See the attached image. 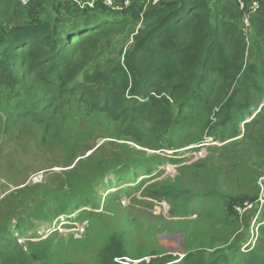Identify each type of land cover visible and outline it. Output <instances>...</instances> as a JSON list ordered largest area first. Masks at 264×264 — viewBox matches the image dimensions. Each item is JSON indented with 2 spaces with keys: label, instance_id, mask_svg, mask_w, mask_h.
Here are the masks:
<instances>
[{
  "label": "trees",
  "instance_id": "16d2710c",
  "mask_svg": "<svg viewBox=\"0 0 264 264\" xmlns=\"http://www.w3.org/2000/svg\"><path fill=\"white\" fill-rule=\"evenodd\" d=\"M90 1L53 0L54 17L49 18L42 15L48 0H29L27 5L0 0V96L14 102L33 95V104L18 111L20 117L30 115L32 124L41 126L51 108L61 114L76 107L82 124L102 121L99 125L106 137L155 151L176 149L184 136L192 139L200 134L194 130L196 117L206 121L201 134L187 143L200 141L202 135L220 137V129L233 126L237 113L243 116L262 99L264 0H246L244 8L237 0H165L146 7V0H131L121 11L102 0H93L94 6L84 4ZM254 2L259 8L243 30L245 10ZM142 18L145 27L134 34L130 44L121 45L129 27ZM250 41L258 59L247 57ZM232 136L239 138L227 146L228 154L238 160L229 171L240 182V192L221 191L217 170L212 173L214 183L208 195L223 200L226 218L235 217L233 223L239 230L236 208L247 201H260L257 182L264 176V105L245 123L244 132L234 130ZM119 146L122 155L100 165L103 176L114 175L108 179L110 185L115 178L123 182L142 172L152 174L147 162L153 158L146 156L147 151ZM175 186L171 180L157 182L148 195L159 202L171 199L179 204L188 196ZM41 191L43 200L50 192L53 203L67 207L81 196L60 176L51 178L43 190L23 185L11 202L0 198L2 222L11 223L21 207L14 226L20 232L23 214L34 211L33 195ZM98 195L95 189L92 203ZM11 227L5 226L6 232ZM6 241L11 247L1 251L0 264H48L36 252L24 251L17 240ZM226 252L216 256L199 248L182 257L154 255L136 264H230L224 259ZM99 255L101 264H127L131 258L119 237L111 238Z\"/></svg>",
  "mask_w": 264,
  "mask_h": 264
},
{
  "label": "rangeland",
  "instance_id": "374dc122",
  "mask_svg": "<svg viewBox=\"0 0 264 264\" xmlns=\"http://www.w3.org/2000/svg\"><path fill=\"white\" fill-rule=\"evenodd\" d=\"M52 2L48 0L43 16L54 17ZM147 5L146 2L145 7ZM144 27L143 18L131 25L121 45L130 44L134 34ZM242 28H247L245 23ZM247 35L252 40L249 31ZM258 56L250 41L247 57L258 59ZM33 98L27 94L10 102L0 96V198L11 202L14 193L22 190L23 185L43 190L44 184L59 176L72 185L74 194L81 196L74 206L67 207L53 203L50 192L44 200L43 191L35 193L34 211L23 214L20 232L14 226L18 223L21 207L11 223H3L0 219V253L11 247L6 241L9 238L17 240L24 251L36 252L39 260H46L48 264H101V249L111 238L119 237L131 257L126 259L127 264L150 260L156 257L154 255L172 254L178 258L199 248L216 256L228 251L224 259L230 264H262L264 176L257 182L261 186L260 201L248 203L247 209L241 212L236 209L241 221L239 230L233 223L235 217L232 220L226 218L223 200L215 194L208 195V192H212V173L217 170L221 191L240 192V182L229 171L238 159L229 156L227 146L239 138L232 136L233 131L244 132L245 123L260 112L264 94L243 116L236 114L238 119L233 126L220 129V137L202 135L200 141L187 143L201 134L206 118L199 116L195 118L194 130L200 134L192 139L184 136L180 140L182 145L176 149L157 151L133 141L102 135L103 125H99L102 121L82 124L76 107L59 112L61 114H54L51 108L43 118V124L34 125L30 115L20 117L18 112L27 110L33 104ZM119 145L147 151L146 156L153 158L147 162L152 174L142 172L139 173L141 177L137 174L134 180L123 182L115 178L110 185L108 179L114 175L103 176L100 165L113 162L122 155L123 148ZM95 149H98L96 154ZM200 150L205 156L197 160ZM218 150H226V153ZM41 171L44 180L32 183L31 176ZM147 177L151 179L145 180ZM166 180L174 181L175 187L185 190L188 197L178 204L171 199L159 202L148 195L153 184ZM28 184L34 186H26ZM99 184L102 186L98 187ZM95 189L99 191L98 200L92 203ZM7 225L13 226L10 232H6L9 230L5 229Z\"/></svg>",
  "mask_w": 264,
  "mask_h": 264
},
{
  "label": "built area",
  "instance_id": "2783aa9c",
  "mask_svg": "<svg viewBox=\"0 0 264 264\" xmlns=\"http://www.w3.org/2000/svg\"><path fill=\"white\" fill-rule=\"evenodd\" d=\"M19 2H21L23 5H27L29 0H17ZM97 1V0H96ZM99 1V0H98ZM165 0H146L147 4H151L153 6L155 5H158L160 4L161 2H163ZM239 2V4H241V7L244 8L245 7V4H246V0H237ZM102 2L109 6L110 8L114 9V10H123L124 8L128 7L129 5H131V0H102ZM84 4H89V6H94V1H90V2H85ZM259 8V4L254 2L251 4L250 8L248 11L245 10L246 14H245V17H244V23L246 24V26H249V20H250V17L256 13V11L258 10ZM205 156V152L203 150H200L198 152V156L196 159H199L201 157H204ZM44 180V172L41 171V172H37L35 174H33L31 176V182L32 183H38V182H41ZM264 199V198H262ZM261 199V201H262ZM264 202V201H263ZM248 203H252V202H245L243 204V206H238L236 209L238 211H243V210H246L247 209V206H249Z\"/></svg>",
  "mask_w": 264,
  "mask_h": 264
},
{
  "label": "clouds",
  "instance_id": "9594fccd",
  "mask_svg": "<svg viewBox=\"0 0 264 264\" xmlns=\"http://www.w3.org/2000/svg\"><path fill=\"white\" fill-rule=\"evenodd\" d=\"M107 6V5H106ZM109 7V6H108ZM110 8V7H109Z\"/></svg>",
  "mask_w": 264,
  "mask_h": 264
}]
</instances>
